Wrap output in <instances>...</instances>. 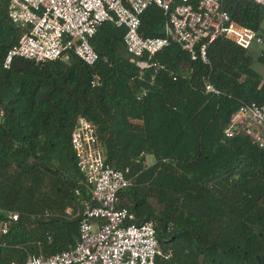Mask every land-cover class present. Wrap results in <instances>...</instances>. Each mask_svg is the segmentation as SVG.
<instances>
[{"label": "trees", "instance_id": "1", "mask_svg": "<svg viewBox=\"0 0 264 264\" xmlns=\"http://www.w3.org/2000/svg\"><path fill=\"white\" fill-rule=\"evenodd\" d=\"M7 5L0 0V221L8 212L19 219L0 234V264L76 247L78 220L65 212L90 199L70 145L80 118L95 126L107 165L138 174L118 197L135 224L154 223L160 249L171 252L155 264H264V150L247 137L224 136L240 107L264 106V78L253 68L264 67V51L254 60L217 39L203 63L171 44L154 58L165 71L139 80L125 29L105 22L89 40L99 58L93 67L69 52L38 65L15 59L6 70L5 57L22 34ZM222 8L260 34L264 6L222 0ZM164 22L149 7L139 35L164 37ZM94 75L100 88L90 87ZM142 88L147 94L137 100ZM148 156L154 162L146 167Z\"/></svg>", "mask_w": 264, "mask_h": 264}, {"label": "built area", "instance_id": "2", "mask_svg": "<svg viewBox=\"0 0 264 264\" xmlns=\"http://www.w3.org/2000/svg\"><path fill=\"white\" fill-rule=\"evenodd\" d=\"M8 19L22 32L17 44L7 53L3 68L8 70L15 59L34 64L55 62L72 53L82 63L93 67L99 60L89 45L98 27L111 22L124 28L123 44L139 80L150 72L151 81L165 67L155 56L176 44L189 54L191 61H206L208 46L224 39L244 51L253 44L264 51V36L233 21L222 8V0H7ZM264 6V0H248ZM149 7L158 8L165 17L164 37L143 38L139 35L140 17ZM102 81L94 75L90 87L100 88ZM207 93L218 95L208 83ZM147 94L141 89L137 100ZM4 112L0 110V123ZM228 139L247 137L264 150V106L244 105L233 114L224 130ZM76 167L89 190L90 199L82 209L65 214L78 220L79 240L74 249L44 258L27 256L22 264H155V259H171L156 238L152 221L135 224V215L120 207L118 195L135 186L138 174L129 168L115 169L105 163L97 130L80 118L70 137ZM144 166L147 165L144 163ZM76 195L79 193L76 191ZM0 234L7 235L18 222L17 213H5ZM18 264V263H11Z\"/></svg>", "mask_w": 264, "mask_h": 264}, {"label": "crops", "instance_id": "3", "mask_svg": "<svg viewBox=\"0 0 264 264\" xmlns=\"http://www.w3.org/2000/svg\"><path fill=\"white\" fill-rule=\"evenodd\" d=\"M263 22H264V18H263ZM260 31H261L260 32V35L264 36V28H261ZM253 46H256L257 47L256 50H255L256 52L254 50L252 51ZM261 51H262L261 47H259L256 44H253L251 46V48L249 49L248 52H249L250 56L255 60L260 55ZM253 68L264 78V67L263 66L255 63L253 65ZM146 158H145V164L147 166L152 165L153 164V161L151 163L150 162L148 163V161L146 160Z\"/></svg>", "mask_w": 264, "mask_h": 264}, {"label": "rangeland", "instance_id": "4", "mask_svg": "<svg viewBox=\"0 0 264 264\" xmlns=\"http://www.w3.org/2000/svg\"><path fill=\"white\" fill-rule=\"evenodd\" d=\"M261 28H264V22H262L260 29H261ZM256 48H257L256 46H253L252 51H253V50L255 51ZM255 52H256V51H255ZM146 160L148 161V163H149V162L151 163L152 161L154 162V159H153L152 157H150V156H148V157L146 158Z\"/></svg>", "mask_w": 264, "mask_h": 264}]
</instances>
